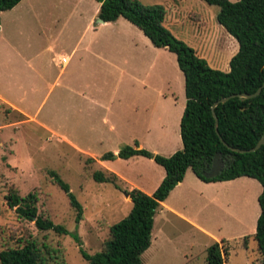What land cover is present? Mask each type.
<instances>
[{"label": "rangeland", "instance_id": "rangeland-1", "mask_svg": "<svg viewBox=\"0 0 264 264\" xmlns=\"http://www.w3.org/2000/svg\"><path fill=\"white\" fill-rule=\"evenodd\" d=\"M138 1L164 6L168 21L177 17L169 27L176 38L212 68L230 71L239 43L219 24V7L203 0ZM98 7L97 0H22L1 15L0 96L9 104L0 98V251L32 239L57 251L47 264H88L81 249L99 252L111 226L133 208L124 184L94 180L96 172H103L96 160L55 135L48 139L47 130L12 112L13 106L98 157L117 155L136 143L164 157L183 148L185 77L177 56L156 48L124 18L99 23ZM62 56L70 60L65 67L59 63ZM105 114L109 126L102 124ZM148 124L154 127V140L145 139L143 125ZM138 161L118 160L114 166L149 191L165 170L152 159ZM50 172L82 204L80 222ZM200 181L188 170L184 184L169 198L181 216L165 208L157 212L144 264H207V250L215 243L228 249L226 264H263L253 237L262 185L243 177L206 192ZM11 193L36 194L39 213L69 234L41 232L35 222L20 218L8 205Z\"/></svg>", "mask_w": 264, "mask_h": 264}, {"label": "trees", "instance_id": "trees-1", "mask_svg": "<svg viewBox=\"0 0 264 264\" xmlns=\"http://www.w3.org/2000/svg\"><path fill=\"white\" fill-rule=\"evenodd\" d=\"M21 1L0 0V19L3 12L14 9ZM203 1L220 8L219 24L239 43V51L230 62L229 72L212 68L195 49L175 37L165 26L167 11L164 6L145 5L138 0H97L101 5L99 19L113 23L124 18L141 30L156 48L167 49L177 56L185 77L187 101L181 121L182 150L164 157L141 149L136 143L135 147H124L117 155L109 152L101 157L102 161L128 160L135 156L153 159L165 169L166 177L152 195L137 189L129 192L133 208L124 219L111 226L109 238L102 249L95 254L81 249L88 264H144L143 255L152 245L155 216L161 203L184 181L188 170L207 183L248 177L262 185L263 191L258 198L261 214L253 237L264 264V145L256 152L246 153L228 148L251 150L264 137V89L260 96L253 99L242 101L233 98L220 104L215 110L219 133L212 110L222 98L253 94L264 83V0ZM217 154L221 155L225 164L224 171L217 178H207L205 174L210 172ZM50 175L53 183L66 193L71 206L77 211V222H80L82 204L57 173L50 172ZM94 180L115 183L117 177L98 171ZM7 200L9 207L15 209L20 218L35 222L41 232L69 234L65 227L39 213L36 194L21 197L11 193ZM74 237L80 243L79 237ZM55 254H58L57 251L49 246L26 239L23 246L0 251V264H47ZM227 255L228 249L215 243L207 250V264H226Z\"/></svg>", "mask_w": 264, "mask_h": 264}, {"label": "crops", "instance_id": "crops-1", "mask_svg": "<svg viewBox=\"0 0 264 264\" xmlns=\"http://www.w3.org/2000/svg\"><path fill=\"white\" fill-rule=\"evenodd\" d=\"M20 4V3H19ZM18 4V5H19ZM100 7H101V5L99 4V7H98V15H99V10H100ZM7 12V11H6ZM5 12H3L1 15H3ZM126 20V19H125ZM177 20V17H174L173 19H172V21H168V18H166L165 19V26H167L168 27V29H170L169 27H171L173 24H174V21L175 22H177L176 21ZM118 21V20H117ZM116 21V22H117ZM0 22H1V19H0ZM100 23V22H99ZM113 23H115V22H113ZM101 24H103V25H106V23L104 22V23H101ZM116 24V23H115ZM1 25V24H0ZM1 29V28H0ZM64 58H66L67 59V62L66 63H63L62 62V59H64ZM69 58H67V57H64V56H62V57H60L59 58V63L63 66V67H65V66H67L68 64H69ZM81 94V93H80ZM0 98L2 99V101L4 102L3 103V105L4 106H6L7 105V101L4 99V98H2L1 96H0ZM186 101H187V99H186ZM148 103V102H147ZM9 104V103H8ZM149 104V103H148ZM152 108V107H151ZM109 109H110V107L109 106H107L106 107V111H109ZM12 112H17V113H19L22 117H24L25 119H28L29 121H31V122H34L35 124H38V126H40L41 128H43V129H45V130H47L50 134H51V136H49V138L48 139H51L54 135L56 136V137H58L62 142H65V143H67L68 145H70L71 147H73L77 152H80V153H82V154H85V155H87V156H90L91 157V159H94V160H96L98 163H99V166L101 167V169L103 170V173H105V175L106 176H109L110 174H114L116 177H117V180H116V182L115 183H119V184H124V186H125V188H127L129 191H132V190H135V189H137V190H139L140 189V191H142V192H144V193H146V194H148V195H152L157 189H158V187L161 185V183H162V181L164 180V178L166 177V171H164V172H161V174H160V177H159V179H158V181H157V183L149 190V191H147V190H144V188H143V186H141V185H138L136 182L134 183L133 181H132V179L130 178V176H128V174L125 172V171H123L122 169H119L118 167H115L114 166V164H116V162L118 161V160H123V161H125L126 162V164H134V163H136V162H139L138 160L141 158V159H145L146 157H143V156H135V157H133V158H130V159H128V160H124V159H120V158H117L116 160H114V161H102L101 160V157L103 156H100V157H98V156H95L94 154H91V153H89V152H86V151H84L82 148H80L79 146H77L76 144H74L73 142H71L69 139H67L64 135H61L60 133H57V132H54V131H52L50 128H48L47 126H45L44 124H42V123H38L36 120H35V118L34 117H28L25 113H22L17 107H15V106H13L11 109H10ZM181 121H182V119H181ZM102 124L103 125H106V126H109V124H110V122H109V120H108V116H106V114L103 116V118H102ZM70 126H72V124L70 123ZM73 127V126H72ZM143 127H144V131H146V135H145V139L146 140H151V139H156V134H155V132H154V127L153 126H151L150 124H148V125H143ZM146 129V130H145ZM110 130H112V132H114V126L112 125L111 127H110ZM180 131H181V124H180ZM180 135H181V132H180ZM159 136H160V134H159ZM182 140V139H181ZM140 144V148L141 149H143L142 147H144V145L142 144V143H139ZM154 152H156V153H159L160 154V152L158 151V150H154ZM115 153H118V151H116ZM158 154V155H159ZM170 157V156H169ZM149 159V158H148ZM153 160V159H152ZM154 161V160H153ZM155 162V161H154ZM157 164V163H156ZM158 165V164H157ZM160 166V165H159ZM161 167V166H160ZM163 168V167H162ZM164 169V168H163ZM165 170V169H164ZM188 172V171H187ZM196 176V175H195ZM197 177V176H196ZM198 178V177H197ZM199 179V178H198ZM239 179H241V178H239ZM239 179H236V180H233V181H229V182H224V183H228L229 185H233V184H236L237 182H238V180ZM200 182H202V183H199L200 185V188L202 189V190H204V191H208V190H210L211 188H214V186H220V185H217L219 182H210V183H207V182H204V181H200ZM221 183H223V182H221ZM184 184V181L178 186V187H176L172 192H171V194H170V196H169V198L175 193V192H177L176 190H178V189H180L181 188V186ZM221 186H224V185H221ZM261 195V194H260ZM130 197V196H129ZM169 198L165 201V202H163V203H161V206H160V208H159V210H162V209H167L169 212H171V213H173V214H175V215H177V216H181L180 215V213H178L171 205H169ZM129 202H132V200H131V198H130V201ZM133 203V202H132ZM158 210V211H159ZM155 225V224H154ZM195 225V224H194ZM152 238H153V236H152ZM152 246V245H151Z\"/></svg>", "mask_w": 264, "mask_h": 264}, {"label": "water", "instance_id": "water-1", "mask_svg": "<svg viewBox=\"0 0 264 264\" xmlns=\"http://www.w3.org/2000/svg\"><path fill=\"white\" fill-rule=\"evenodd\" d=\"M100 23H104L105 21L100 19L99 20ZM264 89V83L263 85L253 94H236V95H232V96H229V97H226V98H222L220 101L216 102L214 105H213V115L216 119V130L218 132V124H219V119H218V116L215 112L216 108L220 105V104H225L226 102H228L229 100L233 99V98H239L241 99L242 101H245V100H250V99H253L255 97H258L260 96V94L262 93ZM219 133V132H218ZM225 145H227L225 142H224ZM264 145V137L259 141V143L257 144V146L251 150H240V149H236V148H232L230 146H228V148L232 151H235V152H240V153H246V152H256L258 151L262 146ZM224 168H225V164L222 160V157L220 154H217L213 160V165H212V168L210 170V172L206 173L205 176L207 178H217L223 171H224ZM126 196H129V194H126Z\"/></svg>", "mask_w": 264, "mask_h": 264}, {"label": "built area", "instance_id": "built-area-1", "mask_svg": "<svg viewBox=\"0 0 264 264\" xmlns=\"http://www.w3.org/2000/svg\"><path fill=\"white\" fill-rule=\"evenodd\" d=\"M62 62L63 63H66L67 62V59L66 58L62 59Z\"/></svg>", "mask_w": 264, "mask_h": 264}]
</instances>
